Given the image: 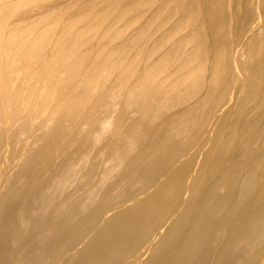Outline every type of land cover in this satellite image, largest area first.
Returning a JSON list of instances; mask_svg holds the SVG:
<instances>
[{"label": "bare ground", "instance_id": "6f19581e", "mask_svg": "<svg viewBox=\"0 0 264 264\" xmlns=\"http://www.w3.org/2000/svg\"><path fill=\"white\" fill-rule=\"evenodd\" d=\"M7 17L0 264H264V0H163L137 38L176 24L135 80L88 59L81 18L59 35Z\"/></svg>", "mask_w": 264, "mask_h": 264}, {"label": "rangeland", "instance_id": "374dc122", "mask_svg": "<svg viewBox=\"0 0 264 264\" xmlns=\"http://www.w3.org/2000/svg\"><path fill=\"white\" fill-rule=\"evenodd\" d=\"M162 4L163 0H121L111 8L103 10V6L93 9L89 0H9L7 7H10L11 11H6L8 12L6 16H8L7 20L11 26L18 25L21 21L17 19H20L21 16L22 18L23 16H30L25 20L26 22L23 21L22 24L18 25L19 31L33 26H38L39 31H44L47 26L54 29L53 23L59 20V26L55 31L59 35L67 23L81 18L82 24L78 25L71 34L77 33V31H86L87 40L82 50L88 59L92 61L97 55H101L102 58L112 54L114 62H117V59L125 62L123 70L118 69L121 73L130 67L136 69L137 73L132 78L135 80L145 69L144 65L146 64L145 59L137 58L138 53L147 52L148 47L154 46L157 39L163 37L165 31L168 28H173L176 24L178 17L164 21L165 28L158 30L150 40L137 38V32L149 22V19L160 9ZM40 12L45 14L39 17L38 13ZM169 15H171L170 12L163 13L162 18L165 19ZM18 16L20 17L18 18ZM5 17L0 16V21L6 19ZM95 18L98 19L95 20ZM154 28L155 26L151 30ZM175 38L177 39L179 36ZM96 44L98 47L95 48ZM132 47H134L133 50H131ZM87 48H92L93 51ZM162 51L156 54L153 52V59L157 58ZM105 86V88L114 87V78L107 81ZM122 91L126 92L124 89ZM107 93L109 92L107 91ZM123 106L122 99L114 101L113 109L116 110L114 116L121 113ZM168 115L169 113L161 118V121H156L154 124L161 123ZM104 116L105 113L100 112L95 119L101 121ZM135 120H137V116L132 113L127 125L132 124Z\"/></svg>", "mask_w": 264, "mask_h": 264}]
</instances>
